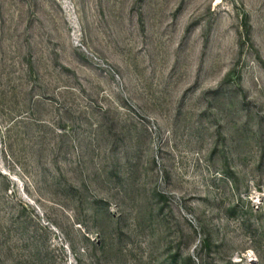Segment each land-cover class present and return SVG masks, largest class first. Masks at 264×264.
I'll list each match as a JSON object with an SVG mask.
<instances>
[{
    "label": "rangeland",
    "instance_id": "1",
    "mask_svg": "<svg viewBox=\"0 0 264 264\" xmlns=\"http://www.w3.org/2000/svg\"><path fill=\"white\" fill-rule=\"evenodd\" d=\"M0 264H264V0H0Z\"/></svg>",
    "mask_w": 264,
    "mask_h": 264
}]
</instances>
